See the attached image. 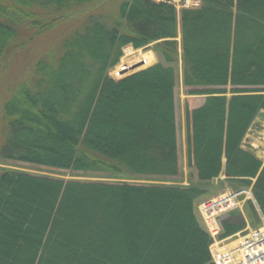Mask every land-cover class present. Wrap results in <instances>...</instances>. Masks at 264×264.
I'll use <instances>...</instances> for the list:
<instances>
[{
  "label": "trees",
  "instance_id": "trees-1",
  "mask_svg": "<svg viewBox=\"0 0 264 264\" xmlns=\"http://www.w3.org/2000/svg\"><path fill=\"white\" fill-rule=\"evenodd\" d=\"M97 1L0 0V62L19 37L10 22L21 24L19 15L33 6L52 11L40 31L32 28L44 35L73 8ZM108 1L82 22H68L55 50L8 86L0 100V161L176 176L172 64L181 59L183 84L206 96L186 111L189 166L200 182L210 181L226 150L227 172L240 173L244 157H254L239 142L264 110V0H201L179 14L168 0ZM150 43L166 64L120 80L108 75L124 46ZM204 192L2 169L0 264H209L208 235L194 211Z\"/></svg>",
  "mask_w": 264,
  "mask_h": 264
},
{
  "label": "rangeland",
  "instance_id": "rangeland-1",
  "mask_svg": "<svg viewBox=\"0 0 264 264\" xmlns=\"http://www.w3.org/2000/svg\"><path fill=\"white\" fill-rule=\"evenodd\" d=\"M121 1V0H119ZM158 1V0H154ZM173 3L176 9L179 8L180 2L184 0H168ZM112 2V1H111ZM191 0H188L190 3ZM108 4V0H99L93 3L90 7L87 8H73L69 11L68 14L63 15V19L60 21L58 25V30L54 31L51 30L46 32L44 35H36L32 32V28L34 30L40 31V28L37 27L38 24H41L45 21V19H49L51 17L52 11L50 8H41L40 6H33L28 10V13H23L22 17H20L21 24L10 22L13 26L16 36L18 40H12L7 47L3 59L0 62V100L5 97V92L8 89V86L19 81H22L25 77H27L31 70L34 62L38 60L40 57L44 55H48L49 52H53L55 50V46L59 45L63 34L60 33V30L69 26L68 22L71 20H75L77 22L83 21V14L88 15L89 12L93 13V9L101 10L98 8L100 4ZM107 8V7H106ZM19 13V12H18ZM111 14V11L108 12ZM82 15V16H81ZM81 18V19H80ZM33 23H37L36 25ZM78 26V25H76ZM57 32V33H56ZM31 35L34 37L29 38ZM22 39V40H21ZM177 41L180 42V38H177ZM13 46L11 49L10 47ZM19 46V47H18ZM154 43H150L145 47L134 48L132 45H129L126 49V52L130 54L128 59L130 62H135V58H140L144 53L152 54L153 61L146 64H138L139 66L136 69H133L132 72H128L123 78L132 75L138 71L144 70L150 66H153L156 63H163L164 60L153 49ZM10 49V50H9ZM14 49V50H13ZM58 49V48H57ZM13 50V51H12ZM172 66L174 67L175 72V98H176V109H177V125L179 127V135L180 140L182 138H186V111L191 109L197 105L203 99H205V95L203 94H190V90L194 87H188L183 84V66L182 61L179 59L177 62L173 63ZM109 75V74H108ZM196 88H207V87H196ZM5 94V95H4ZM229 95V93H228ZM201 103V102H200ZM177 127V129H178ZM249 138L248 140L250 143H256L257 141H261V135L264 134V124L260 123L257 127L253 129H249ZM182 144L181 143V154H182ZM249 147L245 144V148ZM257 150H254L256 154ZM256 155H259L257 153ZM182 161V156H181ZM2 169H17L20 171H24L31 175L48 177L51 179H60L65 182L68 181H82V182H96V183H118V182H129V183H136V184H150V185H157V184H165V185H174V186H191L195 185L198 186L200 189L202 188L205 191L195 202V214H196V207L198 203L204 200H209L212 198L217 197L218 195L224 193L227 188H234L239 187V182L235 180H226L222 176L220 179H215L210 183L202 184L199 180H195L194 173L189 168L186 171V184L182 185L180 182L183 179L181 177L182 173H179L175 177H168V178H159V177H136V176H129L126 173L111 175L104 172H94V171H74L70 169H61V168H54L46 165H39L25 161H18V160H1L0 161V170ZM239 181V180H238Z\"/></svg>",
  "mask_w": 264,
  "mask_h": 264
},
{
  "label": "bare ground",
  "instance_id": "bare-ground-1",
  "mask_svg": "<svg viewBox=\"0 0 264 264\" xmlns=\"http://www.w3.org/2000/svg\"><path fill=\"white\" fill-rule=\"evenodd\" d=\"M140 60L148 64L153 61L152 54L144 53L134 61ZM260 112L264 114V110ZM260 112L249 129H253V125L257 127L260 123L264 124V119L258 116ZM249 129L240 140L239 148L254 158L244 157L241 176L240 173L227 172V153L224 150L226 161L223 160L225 163L222 164L220 174L210 181L202 182L207 184L223 176L224 179L235 180L240 185L227 188L222 193L226 194L222 199L223 207H219L211 223L207 222L211 230L207 233L204 249L206 254L208 253L209 264H264V134L261 135V141L250 143ZM245 144L249 147L245 148ZM255 149L259 155L254 153ZM211 200H204L201 203H208ZM206 207V210L210 209L209 206ZM195 215L201 224L206 212L204 209L196 208Z\"/></svg>",
  "mask_w": 264,
  "mask_h": 264
},
{
  "label": "crops",
  "instance_id": "crops-1",
  "mask_svg": "<svg viewBox=\"0 0 264 264\" xmlns=\"http://www.w3.org/2000/svg\"><path fill=\"white\" fill-rule=\"evenodd\" d=\"M175 93V91H174ZM174 97H175V94H174ZM206 98V96H205ZM205 99H203V101L201 100L199 102V105L191 108V109H188L189 112H191L192 110H194L195 108H198L200 107L203 103H204ZM175 122H176V131H177V152H178V165H179V173H182L181 177L183 176V179L182 181L180 182V184L182 185H185L187 182H186V179H185V176H186V171L187 169L189 168L191 171H193L194 173V178L195 180L197 179L198 180V176H197V171L195 169V167L193 165L189 166L188 164V143H187V119H186V138H182V140H180V135H179V127L177 125V109H176V98H175ZM178 127V129H177ZM183 142L182 144V154H181V150H180V147H181V143ZM181 156H182V161H181ZM177 176V175H176Z\"/></svg>",
  "mask_w": 264,
  "mask_h": 264
},
{
  "label": "built area",
  "instance_id": "built-area-1",
  "mask_svg": "<svg viewBox=\"0 0 264 264\" xmlns=\"http://www.w3.org/2000/svg\"><path fill=\"white\" fill-rule=\"evenodd\" d=\"M190 4L192 6H196L197 5V0H191ZM122 68L123 69H125V68L128 69L129 68V65L128 64H124V65H122ZM121 72L122 71L120 69H116L114 71V75L116 77H119L120 74H121ZM225 195L226 194H220L217 197L212 198V200L209 201L208 203H204L203 202V203H200L199 206H198V209H200V208L201 209H204L205 212H206V215L203 216L204 217L203 218V225H204L207 233L209 232V230H211L210 227H209V225L207 224V222L208 223H211L212 220L215 219V216H216L215 214H216L217 210L219 209V207L222 206V199L225 198ZM206 205L210 207L209 210L208 209L206 210V208H207Z\"/></svg>",
  "mask_w": 264,
  "mask_h": 264
},
{
  "label": "water",
  "instance_id": "water-1",
  "mask_svg": "<svg viewBox=\"0 0 264 264\" xmlns=\"http://www.w3.org/2000/svg\"><path fill=\"white\" fill-rule=\"evenodd\" d=\"M261 119H264V114L263 112H260L259 115H258ZM258 122V120L256 121ZM255 126L253 125L252 128H254Z\"/></svg>",
  "mask_w": 264,
  "mask_h": 264
}]
</instances>
